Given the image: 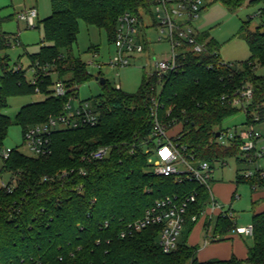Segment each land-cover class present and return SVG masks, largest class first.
Instances as JSON below:
<instances>
[{
	"label": "trees",
	"instance_id": "obj_1",
	"mask_svg": "<svg viewBox=\"0 0 264 264\" xmlns=\"http://www.w3.org/2000/svg\"><path fill=\"white\" fill-rule=\"evenodd\" d=\"M49 1L50 14L40 21L43 36L39 50L28 54L29 67L37 69L34 83L29 82L27 69L12 70L4 49L11 45L14 34L0 28V148L12 123L20 125L24 134L28 127L62 113L64 103L78 97V86L91 78L85 62L71 52L80 20L103 30L112 43L119 16L126 11L137 14L148 3ZM212 1L234 11L245 0ZM257 1L250 0L249 4ZM257 13L260 22L253 30L247 21L238 31L249 50L241 68L221 64L217 42L201 31L198 39L205 41L207 51L188 52L176 72L143 70L134 92H124L105 79L101 92L86 98L95 104L98 122L53 130L49 134L50 153L29 156L12 148L0 166V173L10 174L6 185H0V264H264V209L252 213V245L245 259L231 256L200 261L195 256L197 247L186 242L188 233L179 237L172 252L164 253L157 241L160 225H147L131 236H119L156 199L190 191L198 195L185 212L187 231L200 219L207 226L213 217L214 240L234 228L227 211L200 215L208 203L206 187L189 181L177 184L172 177L147 169L145 149L153 144L156 116L167 135L169 129L178 127L170 137L196 159L212 162L234 157L237 162H247L238 149L239 138L223 144L216 133L225 130L223 119L243 111L242 107L220 104L219 96L246 83L251 85L252 95L243 111L244 123L264 120V6ZM211 50L216 53L210 54ZM258 67L263 69L261 74L256 73ZM54 80L63 82V95L51 93ZM35 86L44 98L20 106L11 121L2 112L8 97L33 94ZM255 116L258 121H254ZM102 145L110 148L106 158L82 159ZM247 156L256 162L257 158ZM62 170L67 172L61 174ZM235 182L247 184L251 191L264 189V169L255 167L249 177L237 174ZM193 213L197 214L195 221L190 220Z\"/></svg>",
	"mask_w": 264,
	"mask_h": 264
},
{
	"label": "built area",
	"instance_id": "obj_2",
	"mask_svg": "<svg viewBox=\"0 0 264 264\" xmlns=\"http://www.w3.org/2000/svg\"><path fill=\"white\" fill-rule=\"evenodd\" d=\"M148 2L146 8H139L138 13L124 12L117 22L115 38L112 42L114 46V56L109 60L113 67H120L129 64L130 59L136 54L145 51V19H150L152 25L157 30L156 40H166L169 43V50L166 56L161 58H152L151 67L147 71L151 73L176 72L179 70L186 59L188 52L200 54L206 52L205 41L198 39V31L193 27V20L198 16L207 0H145ZM37 12L35 7H29L17 13V18L25 21L27 27L34 26V18ZM10 44H19L18 35H13ZM211 50L210 54H215ZM221 64L231 65L220 59ZM12 70L18 72L24 68L20 64L11 66ZM44 72V67H40ZM30 74L27 75L30 83L36 80V67H29ZM119 88L118 86H116ZM51 93L55 96L63 95L66 88L61 80H54L50 86ZM34 93H41L38 86L34 87ZM252 95V87L249 83L240 87L224 92L219 96V103L232 107H242L246 110V104ZM70 98L64 103L62 113L49 117L45 122L28 127L23 134V143L33 153L32 156L44 155L50 153L51 145L49 134L53 130L78 128L84 125L93 126L98 122V114L95 104L90 100H77L72 104ZM257 116L254 121H258ZM240 129L234 131L224 130L219 132L218 140L220 143H226L228 140L239 138L238 149L243 152L242 157H246L247 162H251L252 157L259 158L264 155V120L257 123H244ZM153 144L145 149L147 153V162L150 163V171L158 176H170L177 184L185 181L194 182L198 186H204L208 190V203L200 212V215L206 214L207 207L210 209L220 208V204L213 197L208 184L211 178V166L208 161L196 159L194 154L189 152L183 144H180L174 137L166 134L163 125L154 117L152 125ZM12 148H0V157L6 160ZM108 146H98L90 151L82 159L101 160L109 154ZM259 166L256 165V168ZM67 171L62 170L61 174ZM253 169H244L239 174L244 177L252 175ZM0 185L6 183L0 179ZM197 191H190L178 195H167L156 199L149 205L143 215L132 222H129L125 228L119 232L120 237L131 236L135 231L144 228L147 225H160V231L157 236L158 244L164 253L172 252L179 240L180 230L185 221V212L190 203L197 199ZM224 213V212H222ZM230 214H232L229 211ZM190 220H197V214L190 215ZM108 222L105 221L104 225ZM233 232L252 236L253 226L247 225L234 226Z\"/></svg>",
	"mask_w": 264,
	"mask_h": 264
},
{
	"label": "rangeland",
	"instance_id": "obj_3",
	"mask_svg": "<svg viewBox=\"0 0 264 264\" xmlns=\"http://www.w3.org/2000/svg\"><path fill=\"white\" fill-rule=\"evenodd\" d=\"M250 0L244 3L234 11L228 10L220 1L207 0L203 8L199 11L198 16L193 20V27L197 31H206L218 44V53L221 58L231 63L233 68H241L242 61L249 56L248 46L243 35L238 33L241 25L245 22L249 29L253 30L260 22L257 13L260 7L264 6V0L249 4ZM10 0H0V28L4 32L18 35L19 44H11L4 49L9 56V64H20L27 69L29 74L30 60L28 54L39 50L40 40L43 36L42 25L40 21L48 16L51 11L49 0H37L38 15L34 18V26L26 27L23 20H16L10 17L14 14V10H19L22 5L13 3L8 5ZM27 5V3H26ZM19 6V7H18ZM147 25L145 29L144 42L146 40L145 51L134 55L130 59L129 64L113 67L109 64V60L114 56V46L108 43L106 34L103 30L94 25L85 24L79 21L77 40L72 45L71 52L80 57L85 62L86 70L91 78L78 86L77 98L72 99L71 103L76 104L77 100L86 99L98 95L101 92V85L96 76L103 77L113 86H118L124 92H134L140 84L142 72L148 71L151 67L152 58H161L166 56L169 50V43L166 40H156L157 30L152 25L150 19H145ZM93 46L96 51L89 50ZM263 69L258 67L256 73L261 74ZM27 74V75H28ZM44 98L42 93H33L30 95L10 96L7 99V106L2 112L9 117L11 121L15 120V115L20 106L39 101ZM244 124V112L239 110L233 115L223 119L222 127L228 131L240 129ZM178 127L174 126L167 131L168 135L174 133ZM16 148L18 151L32 156L33 153L23 143L22 128L20 125L12 123L7 131L5 139L2 141L1 148ZM212 168L211 178L208 182L212 187L218 181H234L237 174L244 169H254L257 166L264 169V155L257 158L256 162H237L234 157L224 158L221 161L209 162ZM2 159L0 157V166ZM147 169L150 170V163ZM10 174L1 171L0 179L7 183ZM237 197L233 199L230 208L233 211V218L237 224H244L250 221L251 216V198L250 188L245 183H239L236 188ZM215 197V196H214ZM220 201L218 197H215ZM225 207H229L226 204ZM187 225L184 223L180 236L187 235ZM187 231V232H186ZM209 241L210 231L207 232ZM205 234H201L200 246L204 244ZM197 256V252L196 255Z\"/></svg>",
	"mask_w": 264,
	"mask_h": 264
},
{
	"label": "crops",
	"instance_id": "obj_4",
	"mask_svg": "<svg viewBox=\"0 0 264 264\" xmlns=\"http://www.w3.org/2000/svg\"><path fill=\"white\" fill-rule=\"evenodd\" d=\"M14 1H15V4L19 6L22 5V7L18 6L19 7L18 11L14 10L13 17H15L16 20L18 19L17 13L29 7H35L37 15H38L37 0H10L8 5L13 6ZM198 32H201V31H198ZM91 50L96 51L97 48L93 47ZM237 185L238 184L235 182V180L225 181V182L218 181L214 183L213 186L210 187V190H211L213 197L215 196L219 198L220 201H218V203L220 204V208H217V209L214 208L211 210L210 207H207L206 213L209 216H216L220 211L221 212L227 211V213L233 218V211L230 208V204L232 203L233 199L237 197L236 195ZM250 192L252 194L251 208H250L251 216H252L253 211L257 212V211H261L264 209V189H257L254 191H251L250 189ZM226 204H229V207H225ZM229 211L232 214H230ZM251 216H250V221L247 224L251 223ZM213 219L207 226H204V219L198 220L195 224H193L192 228L190 229L187 235L186 242L190 245H195L197 247V251H196L197 259L200 261L209 260V259H228L231 256H235L238 259H245L247 257L248 247L252 245V236L239 234L231 230V231H228L223 236L222 239L214 240L217 237V235L214 234ZM233 222H234V225L236 226L244 225V224H237V221L234 220V218H233ZM208 231H210L209 241L207 239ZM203 232L205 234V241H204V244L200 246L201 234Z\"/></svg>",
	"mask_w": 264,
	"mask_h": 264
},
{
	"label": "water",
	"instance_id": "obj_5",
	"mask_svg": "<svg viewBox=\"0 0 264 264\" xmlns=\"http://www.w3.org/2000/svg\"><path fill=\"white\" fill-rule=\"evenodd\" d=\"M95 79H98L100 84H103L105 82V79L103 77L96 76ZM219 132L216 133V136H218Z\"/></svg>",
	"mask_w": 264,
	"mask_h": 264
}]
</instances>
